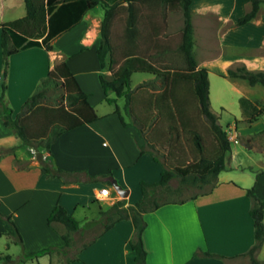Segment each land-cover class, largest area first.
<instances>
[{"label": "crops", "instance_id": "1", "mask_svg": "<svg viewBox=\"0 0 264 264\" xmlns=\"http://www.w3.org/2000/svg\"><path fill=\"white\" fill-rule=\"evenodd\" d=\"M250 7V0H190L193 51L198 67L230 79L231 88L246 92L241 96L264 106L250 94L257 84L226 76L229 68L237 66L264 71V2L254 18L243 24L236 22ZM9 12L15 13L13 18L5 17ZM103 12L101 6L89 9L78 23L52 39L50 50L30 46L11 54L6 71L0 43V75L13 114L20 110L48 69L63 59L81 89L89 92L88 101L98 114L92 121L61 132L49 150L23 144L0 117V149L4 150L0 154V213L11 216L22 239L21 243L14 241L0 218V239L5 237L1 248L7 250L12 244H20L27 249L40 246L31 251L54 250L24 262L20 257L31 251L15 256L0 251L12 256L9 262L25 264L46 254L49 261L37 264H136L129 246L134 232L131 220L120 219L105 228L108 221L103 220L104 211L118 199L123 200L124 206L135 202L140 197L139 180L155 181L162 167L147 153H140L143 139L137 128L124 126L114 111L115 103L105 99L98 78L101 68L96 51ZM25 13L24 0H0V24ZM62 38L66 39L55 46ZM162 47L170 48L168 43ZM92 92L96 95H91ZM103 101L109 106L99 111L97 105ZM233 128L237 130V138L229 139L237 143L241 137L264 131V122L259 117L247 123L241 117ZM231 151L226 160L233 157ZM42 160L74 173L63 176L43 173ZM228 168L231 166L226 165ZM100 173L106 175L99 176ZM256 174V193L264 199V168ZM110 177L129 189L126 196L121 197L113 189ZM103 186L109 189L111 198L99 197ZM247 187L250 186L230 177L221 178L219 173L215 183L192 198L164 203L144 212L142 239L146 264H250L247 252L255 242L250 215L254 200L246 194ZM56 204L64 206L72 216L78 214L82 222L70 232L71 244L62 250L61 259L56 256V248L63 246L61 234L66 227L59 221L47 222ZM49 231L55 236H50ZM256 259L264 261V242Z\"/></svg>", "mask_w": 264, "mask_h": 264}, {"label": "trees", "instance_id": "2", "mask_svg": "<svg viewBox=\"0 0 264 264\" xmlns=\"http://www.w3.org/2000/svg\"><path fill=\"white\" fill-rule=\"evenodd\" d=\"M250 1V9L237 19V24L254 18L260 4L264 2ZM24 2L26 13L23 16L0 24L4 71L11 54L30 46H41L50 50L52 39L78 23L89 9L101 6L104 11L96 51L101 68L98 78L105 99L115 103L114 111L124 126L134 125L137 128L143 139L139 146L140 153H147L152 159L163 164L155 181L139 180L140 197L135 202L124 206L123 200L118 199L104 211L109 220L105 228L120 219L129 218L134 230L129 246L134 252L135 263L146 264V250L142 239L146 225L143 213L164 203L183 202L192 198L194 194L189 197L182 196L189 187L215 183L218 174L226 169V158L231 150L228 133L220 124L218 114L210 106L208 70L198 67L193 51L190 0ZM144 8H149L150 11L145 12ZM165 8L180 10L182 13L183 25L175 48L184 64L180 69L156 65L151 60L154 54L147 50L155 48L159 55L173 50L160 45V28L164 23L152 15L154 10ZM120 13H124L120 16L124 25L123 46H120L119 55H116L118 48L112 42V27ZM141 23L148 26V29L142 28ZM142 44L144 46H141ZM134 72L145 73L149 77L131 87V75ZM226 76L240 77L250 85L260 84L264 87V71H251L244 66H237L234 69L229 68ZM5 89L6 84L1 77L0 117L4 125L11 129L23 144L31 147L49 150L51 143L61 132L98 118L95 108L88 101L89 92L81 89L64 59L48 69L47 74L39 80L15 114L5 99ZM109 91H113L117 97L125 98L124 108L134 114V122L125 120L116 98L108 97ZM50 100L58 102L49 104ZM239 104L242 120L247 123L256 121L264 114V106L246 96L239 97ZM203 119L207 125L203 123ZM209 134L212 136L210 140L207 139ZM158 147L165 148L164 161L154 153V149ZM3 151L0 149V154ZM41 171L52 176L74 173L53 166L46 160L41 161ZM173 177L178 178L175 186L170 184ZM246 194L254 200L250 215L253 219L255 239L247 254L250 264H264V261L259 262L256 259V253L264 242V199L256 193V181L246 188ZM169 195L173 197H166ZM0 218L7 226L6 233L13 237L14 241L21 243L20 233L11 216L0 213ZM53 221H59L66 227V232L61 234L63 246L56 248L58 251L71 244L70 232L77 229L78 224L61 204H56L47 217L49 224ZM53 251L52 248H44L27 252L20 257V261L24 262L27 258ZM11 259L9 253L0 254V260H3L1 264H8Z\"/></svg>", "mask_w": 264, "mask_h": 264}, {"label": "rangeland", "instance_id": "3", "mask_svg": "<svg viewBox=\"0 0 264 264\" xmlns=\"http://www.w3.org/2000/svg\"><path fill=\"white\" fill-rule=\"evenodd\" d=\"M145 12H149V8H144ZM124 13H120L119 17H117L114 21L113 30H112V42L114 46H117V52L116 55H119V49L120 46H123V40H122V32H123V20L120 16H122ZM15 13L9 12L5 14L6 18H13ZM152 15L159 19L162 24L160 28V37H159V43L160 45H165L168 43L170 48L173 50L164 53V54H157V49L155 48H149L150 53L154 54L151 58L152 62H154L158 66H169L173 69H180L183 67V61L180 53H178L175 48L177 43L180 39V30L183 25V19H182V13L180 10H173L169 8L158 9L154 10ZM143 23H141L142 25ZM142 28L145 30L148 29V26L142 25ZM66 38L59 39L58 42L55 43V46H59L60 43H62ZM145 43V42H144ZM146 45V44H145ZM152 45V44H151ZM119 46V47H118ZM141 46H144L142 44ZM146 48V46H145ZM148 76L145 73H139L134 72L131 75V87H134L136 82H138L142 77ZM149 77V76H148ZM208 79H209V100H210V106L211 109L218 114L219 116V122L222 124V126L226 129V131L230 134L233 133L234 125L236 124V120H239L242 117L241 107L239 104V97L241 95H244L246 92H237L233 88H231V81L230 79L226 77L219 76L215 73H208ZM144 80V79H141ZM140 80V81H141ZM39 82V81H38ZM61 90V89H57ZM252 93V94H251ZM252 98L257 99L260 101V104L264 105V87L260 84H257L256 86L251 89L250 92ZM93 96L94 94L92 92ZM109 98H116V103L120 107V112L125 118V120L134 122V114L126 111L124 108L125 98L123 96L117 97L113 91L108 92ZM58 101L50 100L48 101L49 104H54ZM109 104L105 101H103L101 104L97 105V108L99 111H103L107 109ZM262 118V121L264 122V114L260 116ZM244 122V121H243ZM203 123L207 125V122L205 119H203ZM236 130V129H235ZM237 132V130H236ZM264 131H258V133H255L252 136H246L241 137L240 140H238L237 143L234 141H230L231 145V152H233V157L226 160V165L231 168L225 169L220 172V177H230L234 179L235 181L239 183H245L248 186H251L254 183V179L256 177V173L261 172L264 168ZM237 135V134H236ZM249 137V140H248ZM237 138V136H236ZM207 139H212L211 134L207 136ZM251 146V147H248ZM146 147V146H145ZM147 148V147H146ZM157 158L161 160H165L164 153L165 148L158 147V149H154ZM159 165L162 167V162H158ZM178 178L173 177L170 180V184L172 186L177 185ZM209 187V184H205L202 186H195V187H189L185 189L182 196L189 197L192 194L197 193L201 189H206ZM169 198H172V195L166 196ZM75 220L77 221V224L81 225V220L79 218V215L73 216ZM106 215H103V220L109 221ZM44 226V230L46 229V225ZM50 236H55L54 232L49 231ZM5 239V237L0 239V251H7L11 253L12 255L22 254L26 251L36 250L39 249L40 246H32L33 248L27 249L24 247V245L20 244H12L10 248L7 250L4 248H1V242ZM37 245V244H36ZM42 245V244H38ZM62 250H66V248L59 249L56 252V256L58 259L63 258ZM261 257V256H260ZM50 257L48 255H42L38 259L34 258L33 260H28L25 264H37L39 261L40 263H47L49 261ZM8 264H17L16 262H9Z\"/></svg>", "mask_w": 264, "mask_h": 264}, {"label": "water", "instance_id": "4", "mask_svg": "<svg viewBox=\"0 0 264 264\" xmlns=\"http://www.w3.org/2000/svg\"><path fill=\"white\" fill-rule=\"evenodd\" d=\"M111 186L121 196H126L129 192L128 188H124L114 177H110Z\"/></svg>", "mask_w": 264, "mask_h": 264}, {"label": "built area", "instance_id": "5", "mask_svg": "<svg viewBox=\"0 0 264 264\" xmlns=\"http://www.w3.org/2000/svg\"><path fill=\"white\" fill-rule=\"evenodd\" d=\"M1 77L2 76L0 75V79H1ZM232 134L233 135H228V137L231 136V137H233L235 139L236 138V134H237L235 129L233 130ZM99 197L100 198H108V197L111 198L109 189L107 187H105V186L101 187L100 190H99Z\"/></svg>", "mask_w": 264, "mask_h": 264}]
</instances>
